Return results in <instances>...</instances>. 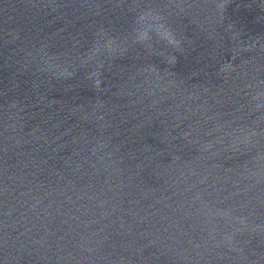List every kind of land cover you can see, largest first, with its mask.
Returning <instances> with one entry per match:
<instances>
[{"label": "water", "instance_id": "1", "mask_svg": "<svg viewBox=\"0 0 264 264\" xmlns=\"http://www.w3.org/2000/svg\"><path fill=\"white\" fill-rule=\"evenodd\" d=\"M0 264H264V0H0Z\"/></svg>", "mask_w": 264, "mask_h": 264}, {"label": "clouds", "instance_id": "2", "mask_svg": "<svg viewBox=\"0 0 264 264\" xmlns=\"http://www.w3.org/2000/svg\"><path fill=\"white\" fill-rule=\"evenodd\" d=\"M133 42L144 47L151 48L153 42H164L168 46L179 49L181 41L177 38L172 29L168 26L164 16L158 11L148 9L137 15L134 21ZM120 47L112 38L106 37L101 33V39L98 42V49H104L113 52ZM174 59V58H173Z\"/></svg>", "mask_w": 264, "mask_h": 264}]
</instances>
